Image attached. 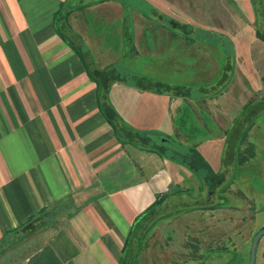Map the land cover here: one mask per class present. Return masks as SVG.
<instances>
[{
	"label": "crops",
	"instance_id": "crops-1",
	"mask_svg": "<svg viewBox=\"0 0 264 264\" xmlns=\"http://www.w3.org/2000/svg\"><path fill=\"white\" fill-rule=\"evenodd\" d=\"M178 1L171 3L187 8ZM148 16L132 0H0V264H11L12 239L31 229L21 237L18 264H139L155 254L148 244L155 223L188 186L201 195L183 207L187 213L215 219L219 211L234 225L244 207L230 203L234 183L251 167L261 172V158L246 159L242 143L264 132V71L251 81L226 54L221 77L204 84L200 76L218 69L219 42L198 41L156 10L158 23ZM171 65L181 79H197L194 92L147 72L170 73ZM231 81L233 95L225 93ZM122 96L167 101V128L177 131L180 148L187 141L193 148L179 160L164 153L149 137L164 143L169 136L154 124L124 122ZM187 169L202 180H188ZM194 251L178 254L180 263L195 261Z\"/></svg>",
	"mask_w": 264,
	"mask_h": 264
},
{
	"label": "rangeland",
	"instance_id": "rangeland-1",
	"mask_svg": "<svg viewBox=\"0 0 264 264\" xmlns=\"http://www.w3.org/2000/svg\"><path fill=\"white\" fill-rule=\"evenodd\" d=\"M132 2L133 5L135 3L140 10L149 15L148 18L154 23H158L152 17L153 11L156 10L163 14L168 22L175 21L186 25L189 30L188 33L197 38L198 41L201 38L200 41L204 42H219L218 56L215 59L218 69L206 77L204 75L200 76L202 78H199V80L203 81L204 84L215 82L221 77L226 54H228L227 57L233 55L238 60V65L245 67V74L252 78L251 81L254 76L252 73L264 71V0H185L187 8H184L183 3L182 5L178 4L176 7L175 5L179 3L178 0H172L175 5L171 3V0H132ZM205 4H207V8L204 6ZM216 17L217 20L215 22L218 23L214 25L212 21ZM176 34L183 37L185 33L179 32ZM232 41L235 53H232ZM175 54L172 51V60H174V57L176 58ZM173 65L175 66V62ZM174 66L171 65L170 73H159L154 70H152V73L150 70L147 72L149 76L161 79L159 82L174 86L181 84L192 86V91L194 92L197 79L192 78L190 75L185 76V79H181L182 73ZM236 71L238 74L239 70L236 69ZM130 73L127 72L131 77L133 74ZM140 74L147 73L140 72ZM130 77L127 78V82L131 84L135 81ZM231 83V86L229 88L226 87V92L223 91L222 94L229 93L233 95L237 92V88L234 86L236 82L231 81ZM254 84L256 87L258 86L257 83ZM216 97L217 99L219 97L221 102L224 101V95H216ZM108 98L112 99L113 97ZM121 98L122 101L120 103L124 109L122 115L126 118L124 122L129 123L131 121L144 126H153L154 124L160 126L162 132L169 136V140L166 139L164 143L162 142L164 137H149L152 144L156 142L157 147H163L164 153L179 160V157L187 153V149L193 148L190 141H187L186 147L182 145L180 148V137L177 136V131L173 128H167L168 117L165 112H162V106L168 105L167 101L162 102L158 97L153 96H139L134 97L133 100H130L131 97L126 96ZM230 102H233V100H230ZM233 104L236 107L237 101ZM129 105H133V108L137 109L136 113L138 115L134 114L132 117V113L126 109ZM235 107H233V110ZM237 110L235 109L234 113H237ZM178 115L180 114L175 113V117L171 119L172 122L177 123ZM242 145L248 153L245 154L246 159L248 155L255 154L258 155V158H261L259 161L260 169L255 168L261 172L259 175L253 174L255 170L251 167L250 171H248L249 169L245 170V176H242L246 178L244 182L234 183L237 191L232 193L235 198L230 201L231 205L239 206L240 202H244L243 208L235 210L239 213L235 214L234 225L231 222H227L219 211H215V219L204 211L194 210L187 213V210L183 207L195 205L196 201L199 200L198 196L200 197L201 195V193L199 195L195 193L192 190L193 187L188 186V189L182 195L185 199L180 198L182 200L178 201L180 200L179 197H175L178 201L175 202L176 206L168 208L164 218L155 223L151 232L150 242H148L150 249H152L151 252L154 251L155 254L150 252L151 255L146 257V259H142L139 264H248L252 240L264 228V132L258 135H254L251 132V134L247 135ZM258 149L259 151H257ZM202 155L203 159L207 158L209 160V156L206 153H202ZM168 166L169 171L177 181L180 176L177 165L171 163ZM183 172L185 173V171ZM191 172L192 170L187 169L186 177L188 180L195 178L202 180L201 175H188ZM198 172L204 173L205 170L200 169ZM244 183L249 185L248 188H243ZM221 196L222 192H215L212 201L215 204L219 203ZM206 199L204 198V200ZM239 215L245 217L243 224H241ZM211 219L216 224H211ZM212 227H216L217 230H212L211 233L210 229H213ZM32 230L18 235V239H12V243L17 242L18 244L16 243L17 248L10 255L11 264H18L20 259L25 256L22 251L20 252V247L23 244L21 239L28 236ZM210 237L215 238L210 239ZM144 246L143 244L142 247ZM189 249L195 250L194 252L198 258L195 261L185 259V263H180L177 255L189 252ZM162 251H164V254H161ZM254 264H264V235L258 241Z\"/></svg>",
	"mask_w": 264,
	"mask_h": 264
},
{
	"label": "water",
	"instance_id": "water-1",
	"mask_svg": "<svg viewBox=\"0 0 264 264\" xmlns=\"http://www.w3.org/2000/svg\"><path fill=\"white\" fill-rule=\"evenodd\" d=\"M264 235V229L259 231L252 240L251 247H250V255H249V262L248 264L255 263V255H256V247L260 237Z\"/></svg>",
	"mask_w": 264,
	"mask_h": 264
},
{
	"label": "flooded vegetation",
	"instance_id": "flooded-vegetation-1",
	"mask_svg": "<svg viewBox=\"0 0 264 264\" xmlns=\"http://www.w3.org/2000/svg\"><path fill=\"white\" fill-rule=\"evenodd\" d=\"M263 229H264V228H263ZM263 229H262V230H263Z\"/></svg>",
	"mask_w": 264,
	"mask_h": 264
}]
</instances>
